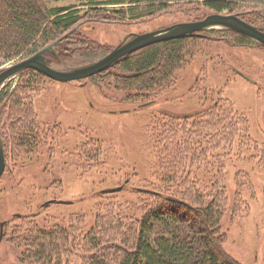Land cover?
<instances>
[{"label": "trees", "instance_id": "1", "mask_svg": "<svg viewBox=\"0 0 264 264\" xmlns=\"http://www.w3.org/2000/svg\"><path fill=\"white\" fill-rule=\"evenodd\" d=\"M207 11L238 15L264 32V0H0V62L28 58L55 43L43 52L48 65L83 67L112 50L82 32L79 27L85 23L128 24L172 12L195 21ZM200 33L204 36L142 48L85 80L114 92L134 91L132 95L142 97L143 106H148L175 85L178 71L194 56L199 42L258 46L233 30ZM46 79L25 69L0 89L5 155H15V149L17 154H29L47 145L50 128L39 123L32 107V98ZM154 116L149 126L150 175L137 173L136 179L126 182L131 192L141 196L139 202L96 214L87 231L76 225L42 226L36 219L25 218L20 228L12 225V234L6 229L4 235L19 248V262L64 264L70 254L78 253L81 264H241L224 250L222 229L227 211L236 215L247 209L241 192L230 199L218 178L201 183L192 173L214 162L220 170L224 168L227 153L221 150L234 144H253L264 167V145L252 140L247 117L225 98H217L195 114ZM6 138L11 142L8 152Z\"/></svg>", "mask_w": 264, "mask_h": 264}, {"label": "rangeland", "instance_id": "2", "mask_svg": "<svg viewBox=\"0 0 264 264\" xmlns=\"http://www.w3.org/2000/svg\"><path fill=\"white\" fill-rule=\"evenodd\" d=\"M212 13L207 11V15ZM189 19L172 12L128 24L85 23L79 29L113 49L135 35ZM231 45L230 41L199 42L194 56L178 71L175 85L148 106L131 90L114 92L85 79L57 82L45 76L32 98V107L39 123L50 128L47 145L29 154H17L16 149L15 155L4 154L0 223H7L0 229V264H26L18 260L19 248L4 237L6 229L12 234V225L20 228L25 218L36 219L42 226L76 225L87 231L96 214L107 208L122 210L129 203L137 204L141 196L131 192L126 182L137 173L139 177L150 175L149 126L154 115L183 117L225 98L247 117L252 140L264 145V47ZM20 60L1 61L0 70ZM3 122H7L5 118ZM5 143L8 152L11 142L6 138ZM221 153H227L224 168L220 170L214 162L192 176L201 183L218 178L230 199L241 192L247 209L236 215L227 211L222 219L224 250L241 264H264V167L258 162L260 154L253 144H234ZM246 181L248 184H243ZM118 187L123 188L116 194L105 192ZM64 264H81L80 254H70Z\"/></svg>", "mask_w": 264, "mask_h": 264}, {"label": "water", "instance_id": "3", "mask_svg": "<svg viewBox=\"0 0 264 264\" xmlns=\"http://www.w3.org/2000/svg\"><path fill=\"white\" fill-rule=\"evenodd\" d=\"M222 29H228L238 32L264 47V32L258 27L244 21L238 15L212 13L210 15H207L202 20L177 23L158 31L135 35L134 37L129 38L125 42L113 48L108 54L98 59L97 61L78 68L60 69L48 65L43 52L45 50H50L51 46L55 44L53 43L51 46L46 47L44 50L39 51L28 58L15 62L2 69L0 71V89L7 81L15 77L25 69L35 70L38 73L57 82H71L87 79L112 67L115 63L122 60L125 56L147 46L172 39L203 37L204 35L200 33L202 31ZM4 169L5 158L3 152V144L0 137V178L4 172ZM119 190H121V187H118L116 189H109L105 192L108 193ZM1 227L2 224L0 225V229ZM2 237L3 234L1 232L0 240L2 239Z\"/></svg>", "mask_w": 264, "mask_h": 264}, {"label": "flooded vegetation", "instance_id": "4", "mask_svg": "<svg viewBox=\"0 0 264 264\" xmlns=\"http://www.w3.org/2000/svg\"><path fill=\"white\" fill-rule=\"evenodd\" d=\"M6 223H7V222H5V221H2V222L0 223V225L2 224L1 229L5 228ZM3 230H4V229H3Z\"/></svg>", "mask_w": 264, "mask_h": 264}]
</instances>
